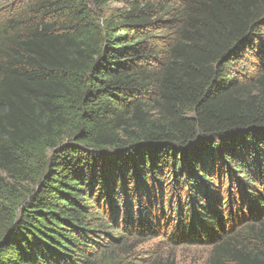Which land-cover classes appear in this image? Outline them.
<instances>
[{"label": "trees", "instance_id": "obj_1", "mask_svg": "<svg viewBox=\"0 0 264 264\" xmlns=\"http://www.w3.org/2000/svg\"><path fill=\"white\" fill-rule=\"evenodd\" d=\"M0 3V264H264V0Z\"/></svg>", "mask_w": 264, "mask_h": 264}, {"label": "rangeland", "instance_id": "obj_2", "mask_svg": "<svg viewBox=\"0 0 264 264\" xmlns=\"http://www.w3.org/2000/svg\"><path fill=\"white\" fill-rule=\"evenodd\" d=\"M19 6L21 5L19 4ZM258 63V60L249 57L246 63L242 65L243 72L248 74L250 71H254ZM243 232L245 231L235 230L231 236L243 235ZM127 238L125 254L119 253L123 264H209L213 251L212 247L208 246L173 244L169 241V231H165V229L161 231L159 237L152 239L133 238L128 235ZM127 238L125 237V239ZM240 241H242L240 238L237 239V243L230 241V246L242 250L244 248L239 243ZM245 247L249 248L250 246L245 243ZM128 251L130 253L126 254Z\"/></svg>", "mask_w": 264, "mask_h": 264}]
</instances>
